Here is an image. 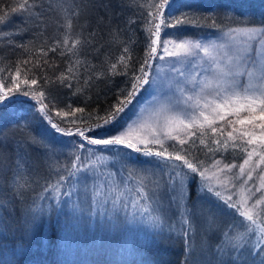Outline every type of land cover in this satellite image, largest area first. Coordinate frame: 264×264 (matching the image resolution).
<instances>
[{"label": "snow or ice", "instance_id": "snow-or-ice-1", "mask_svg": "<svg viewBox=\"0 0 264 264\" xmlns=\"http://www.w3.org/2000/svg\"><path fill=\"white\" fill-rule=\"evenodd\" d=\"M135 2L136 0H132V3ZM120 3L122 7L129 6L125 5L124 0H120ZM149 7L152 10L147 12L142 29L146 33L145 38L148 42L139 66L133 65L131 55L135 41L130 36L127 40H122L120 36L125 30L116 27L111 28L108 33L110 38L108 43L122 45L121 54L115 62H111L108 58L102 61L103 70L99 72L95 71L96 66L86 58L83 60L79 58L84 47L94 48V55L99 57L104 47L102 44L97 46L99 32L93 30L87 39L82 36L70 39L72 15L76 13L69 15L68 10L62 5L55 9L63 13L67 32L62 40L54 41L48 51L59 50L62 58L68 57L69 59L65 61L68 67L67 74L61 73L55 80L44 76L45 86L59 85L71 89L72 81L79 80L81 68L88 73V78L84 81L86 85H90L97 77L105 79L115 76L125 77V87L118 90L114 104L89 112L86 118L83 115L79 117L76 115L85 113L84 107L69 108L68 111L58 110L54 98H50V88L40 87L35 77L20 79V63H28L23 61L18 62L15 74H10L8 78L11 82L10 86H5V83L0 81V109L8 106L9 103L22 102L18 101L19 96L28 97L39 105L36 111L42 121H46L50 127L51 134L80 137L78 145L73 142L71 147L94 154L93 148L86 145L103 146L107 150L114 151L116 157L126 156L131 159L134 153L136 159L147 158L143 162L153 164L154 168L159 169V173L153 171L150 176L154 178L141 176L136 180L132 207L156 230V244L176 239L182 241L184 254L180 264H196L193 255L194 224L203 221L211 230L216 226L217 214L223 213L225 207L231 209L232 213L241 219L234 218L232 223L227 225V228L232 229L235 234H230L229 231L222 232V239L216 245L219 255L227 256L235 253L236 255L232 257L234 264H240L241 261H246V264H264V207L258 208L264 203V195L256 199L251 206H248L251 197L245 196L243 189L239 200L234 201L232 196H224L222 191L216 190L208 176L209 169L204 167V162L193 151V149L198 150L197 140L199 145L206 147L209 152L219 151L221 147L226 151L229 141H233L231 147L235 149L238 146L235 143L237 140L243 141L244 145H257L264 149V20L257 22L254 17L249 18L243 26H228L225 30L218 27L217 21L225 24L232 21L235 13L230 10L207 14L182 12L179 16H174L171 13L166 14V9L176 7L175 0H159V3L154 2ZM45 8L49 11L53 10L51 4H46V0H20L11 12L23 13L29 21L35 19L34 27L40 29L37 34L42 35L46 26L43 20ZM9 22L8 13L0 15V26ZM102 22L103 18L98 21V23ZM127 24L135 25L136 20L129 19ZM185 24L217 28L224 42L202 43L193 38H178L179 42L176 39H161L163 30ZM109 27H111L110 23ZM26 30L20 29L19 32ZM19 32L0 31V40L9 39L11 43L10 38ZM18 47L26 46L18 45ZM159 49H162L163 55L159 54ZM39 52L43 56L48 54L43 48ZM200 53H203V56ZM73 57L75 59H72ZM166 58H168L167 72L172 74L169 77V87L178 94L176 105L179 110L172 112L169 107L161 106L153 114L156 118L155 124L147 121L129 122L117 129L116 125L121 115L132 104L144 85H155L163 74L164 69L157 64L156 76L150 77L152 61L157 59L164 61ZM44 63L47 61L45 60ZM178 64L181 67H177ZM36 66H40V61H37ZM22 84L27 86V90L21 87ZM82 91L77 89V93L74 94ZM53 112L60 118L59 121H54ZM217 121L231 125L232 131L227 132V138L223 141L213 140L212 144L216 145L213 148L209 147L206 139L202 137L207 135L204 131L206 127L210 128L211 133H217L224 128L225 124H221L219 129L214 126ZM62 125H71V127ZM15 128L20 133L19 136L0 129V201H2L0 216L8 204H15L17 200L24 204L33 184L36 183L35 177L45 164L49 168H63L66 172V175L58 174L55 183L48 182L47 187L44 188L45 192L51 190L58 202L62 198L61 188L64 182L68 180L71 184L69 178L84 172H91L97 178L106 177V180L99 185H93L94 196L101 197L104 201L115 197L114 205L121 196H124L119 185L124 183L127 186V181H117L116 173L99 171L100 165L108 157L97 156L95 161L89 160L86 163V157L74 152L70 154L74 157L70 165H59L54 160L58 149L53 146V140L42 133H36L31 122H22ZM109 128L115 131H107ZM98 130L105 131L101 135ZM181 134L187 139L182 138ZM220 134L223 135L222 132ZM169 141L172 143L169 144ZM244 145L241 147L247 152L248 158L239 165L240 175L244 174V166L249 164L251 157L257 154L256 147L248 151ZM260 159L264 162V152L260 153ZM213 164L216 166V171L212 172V177L216 178V184L223 187L227 181H222L217 176L218 172L223 171L218 167L220 161H214ZM233 167L236 166L224 165L226 169ZM247 175L250 179L252 173L248 172ZM197 176L200 178V184H197ZM82 179L86 181L87 176H83ZM127 179H133L131 172ZM261 180V188H264V176H261ZM85 188L87 189V184ZM71 195H73L71 190L63 193V196ZM252 196H255V193H252ZM40 199L45 197L41 196ZM33 203L35 204V201ZM124 206L127 207V204ZM45 211L46 209L41 208L39 204L24 208L25 215L30 217L22 225V235L25 240L31 236L32 225L39 219L37 213ZM237 227L242 230H237ZM4 230L7 231L6 222ZM6 242L0 240V244ZM18 244L22 246L24 240L18 241ZM201 246L203 247V244Z\"/></svg>", "mask_w": 264, "mask_h": 264}, {"label": "trees", "instance_id": "trees-1", "mask_svg": "<svg viewBox=\"0 0 264 264\" xmlns=\"http://www.w3.org/2000/svg\"><path fill=\"white\" fill-rule=\"evenodd\" d=\"M19 2L20 0H0V15L8 13L10 16V22L0 26V31L15 33L20 29H27L12 36L11 43L9 39L0 40V81H3L5 86H10L11 82L8 78L10 74H15L18 62L28 61L26 64L20 63L21 80L35 77L40 87L50 88V98H54L58 110L68 111L69 108L84 107L85 113L76 115L78 117L83 115L86 118L89 112L114 104L118 90L125 87L126 78L121 76L110 79L97 77L91 81L90 85H86L84 81L88 78V73H85L81 68L79 80L72 81L71 89L59 85L45 86L44 76L55 80L61 73L67 74L68 67L65 62L69 59L68 57L62 58L59 55V50L57 52L48 51L53 42L62 40L67 32L64 27L63 13L55 9L62 5L64 9L68 10L69 15L76 13L72 15L70 39H75L77 36L87 39L93 30L99 32L97 46L104 45L99 57L94 55V48L91 47H84L79 55L80 59L86 58L96 66L95 71L99 72L103 70L102 61L108 58L111 62H115V59L121 54L122 45L108 43L110 39L108 33L111 28L116 27L125 30L120 36L122 40H127L130 36L135 41L131 55L133 65L139 66L148 42L145 38L146 33L142 30L147 12L152 10L149 6L154 2L159 3V0H136L135 3H132V0H124L125 5H129L124 7L121 6L120 0H46V4H51L53 10L49 11L45 8L43 20L46 26L42 35L37 34L40 29L34 27L35 19L29 21L25 14L11 12V9L16 7ZM175 4L176 7L166 9V14L171 13L174 16H179L182 12L205 14L225 10L234 12L235 17L228 24L217 21L218 27L223 29L228 26L243 25L247 19L253 17L257 22L264 20V0H175ZM106 5L107 7H105ZM101 18H103V22L98 23ZM129 19L136 20V24L129 26L127 24ZM109 23L111 27H109ZM205 32L218 31L217 28L209 26L195 27L185 24L163 30L161 39L165 36ZM18 45L26 47L22 48ZM41 48L48 52L47 56L40 54ZM45 60L47 63H44ZM37 61H40L39 67L36 66ZM145 86L121 115L116 127L121 125L133 110L135 101L143 94ZM21 87L27 90L26 85L22 84ZM32 87L36 88L37 86ZM77 89L83 91L74 94L77 93ZM17 99L22 102L9 103L8 106L0 109V129L8 130L9 134L19 136L20 133L15 126L22 122H31L36 133H42L54 141L53 146L58 149L54 160L59 165H70L74 158L70 154L74 152L86 157V163L89 160L95 161L96 157L101 156L103 152L102 156L108 157L109 161L113 160L115 164L125 167L130 165L137 171H140V165L146 164L143 161L147 158L136 159L134 153L129 159L126 156L116 157L114 151L107 150L103 146L86 145V147L93 148L94 154L71 147L73 142L78 145L80 137L51 134L50 127L46 121H42L40 114L36 111L39 107L37 102L23 96H19ZM52 115L56 121L60 120L55 116V112ZM62 126L71 127V125ZM216 127L220 128V126ZM113 130L112 128L107 129V131ZM98 131L103 135L105 130ZM204 131L207 135L202 138L206 139L209 147H216L212 144L213 140L223 141L227 138L228 131L225 128L220 129L217 133H211L210 128L207 127ZM221 132L223 135L220 134ZM232 143L233 141H229L226 151L221 147L219 151L209 152L206 147L199 145L197 140L198 150L193 149V151L204 162V167L220 158L225 160L243 159L247 155V152L241 147L244 142L235 141L238 145L235 149L231 147ZM244 146L248 150L249 145ZM9 147H11V142H9ZM104 165H108V163L100 165V172L104 170ZM157 170L159 171V169ZM58 174L66 175V172L63 168H49L45 164L35 177L36 183L33 184L24 204L22 205L17 200L15 204H8L3 209L2 216H0V240L7 242L0 244V264H180L184 254L182 241L176 239L169 240L167 243H155L156 230L132 207L135 187L124 189L125 191L121 190L124 192V196H121L114 205V199L110 198V200L104 201L103 198L94 196L93 193L88 194V191L85 190V184L87 187H93V185L106 180V177L99 176L97 178L91 172H84L69 178L71 184L68 183V180L64 182L61 188L62 198L58 202L51 190L44 191L48 182L55 183ZM85 175L87 176L86 181L82 179ZM134 176L137 179L141 177L138 174ZM143 176L145 175L143 174ZM197 184H200L199 176H197ZM215 187L216 190H220L217 186ZM68 190H71L73 195L63 196V193ZM223 195L229 196L225 193ZM41 196L45 199H40ZM232 198L236 201L235 197L232 196ZM193 199H195V195H193ZM33 201L46 211L37 213L39 219L32 225L31 236L25 240L22 235V225L30 217L25 215L24 208L35 207ZM125 204L127 207L124 206ZM261 207H264V203L258 206V208ZM234 218L241 219L235 216L231 209L225 207L223 213L217 214L216 226L211 230L203 221L194 224L195 252L193 255L196 264H234L232 257L236 255L235 253L221 256L216 249V245L222 239L223 231L235 234L232 229L227 228ZM5 222L7 231L4 230ZM237 230L242 229L237 227ZM20 240H24L22 246L18 244ZM240 264H246V261H241Z\"/></svg>", "mask_w": 264, "mask_h": 264}, {"label": "rangeland", "instance_id": "rangeland-1", "mask_svg": "<svg viewBox=\"0 0 264 264\" xmlns=\"http://www.w3.org/2000/svg\"><path fill=\"white\" fill-rule=\"evenodd\" d=\"M235 26H243V25H235ZM214 33H216V35H214ZM178 38H193L196 40H200L202 43H208L209 41H216L217 43L224 42V38L219 32H205L200 34L165 36L164 38H162V40L176 39L177 42H179ZM158 51L160 55H163L162 49H159ZM200 55L203 56V53H200ZM157 64L161 65L162 68L164 69V72L161 75L160 79L157 81L155 85L145 86V90L143 94L140 96V98H138L135 101V106L133 110L125 118L123 123L116 127L117 129L124 127L129 122L141 123L147 121L150 124H155L156 118L153 114L156 113L161 108V106L169 107L172 112L179 110L178 106L176 105L178 94L175 93L174 90L169 87V82H170L169 77H171L172 74L167 72L168 58H166L164 61H160L158 59L154 61L153 67L149 72L150 77L156 76ZM177 67H181V65L178 64ZM184 67H188V66L184 65ZM185 87H190V86L185 85ZM229 119H235V117H229ZM54 121L56 120L54 119ZM161 124H162V119H161ZM221 124H225V122L217 121V124L215 126H220ZM236 127H239V125H236ZM224 128L227 131H232L231 125L225 124ZM114 131L115 129L111 132ZM257 131L259 130L257 129ZM234 135H238V134L234 133ZM181 136L182 138H187L184 136V134H181ZM253 147H256L257 154L253 155L251 157L249 164L244 166L243 175H240L239 165L244 163V160L248 158L247 155L241 160H225L221 158L215 160V161H220L218 167L223 169V171L217 173L218 178L222 181L225 180L227 181L223 187H221L220 184H216L215 182L216 178L212 177V172L216 171V166H214L213 162L205 167L209 169L208 176L212 180L213 184L217 186L226 195L233 196L236 198V200H239L241 195V189H243V194L245 196L251 197L248 206H251V204L254 203L256 199H259L261 195H264V188H261V183H262L261 176H264V162H261L260 159V153L264 152V149L258 147L257 145H249L248 151H251ZM102 154L103 152L101 153V156ZM104 163H108V165H104L103 166L104 170H102L101 172L105 171V172L116 173L115 179L117 181H127V186H125L124 183H121L119 185L120 190L123 191H125L124 189H127L129 187H136L135 182L138 179L134 176L135 174L136 175L138 174L140 176H143L144 174L145 176L154 178L151 177L150 174L153 171H155L157 174L159 173V171L156 168H154L152 164L140 165V171L143 173H139L140 171H137V169H134L130 165L129 167H125L117 163L115 164L113 160L109 161V158ZM225 164H232L235 165L236 167H233L231 169H226L224 168ZM129 172L133 174L132 180L127 179ZM248 172L252 173L250 179L247 175ZM245 181H247V183H245ZM97 185H99V183ZM92 189L93 187H87V189L85 190L88 191V194H91L93 193ZM257 189L260 190L257 191ZM252 193H255V196H252ZM111 199H115V197H112Z\"/></svg>", "mask_w": 264, "mask_h": 264}, {"label": "bare ground", "instance_id": "bare-ground-1", "mask_svg": "<svg viewBox=\"0 0 264 264\" xmlns=\"http://www.w3.org/2000/svg\"><path fill=\"white\" fill-rule=\"evenodd\" d=\"M158 100V99H157ZM165 101V100H164ZM174 102V101H173ZM149 113V112H148Z\"/></svg>", "mask_w": 264, "mask_h": 264}]
</instances>
